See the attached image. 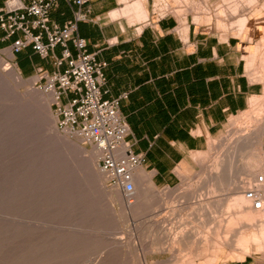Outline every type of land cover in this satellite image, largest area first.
I'll use <instances>...</instances> for the list:
<instances>
[{
    "label": "rangeland",
    "instance_id": "obj_1",
    "mask_svg": "<svg viewBox=\"0 0 264 264\" xmlns=\"http://www.w3.org/2000/svg\"><path fill=\"white\" fill-rule=\"evenodd\" d=\"M255 2L155 0V8L179 18L192 14L198 19L213 14L219 20V27L242 33L248 26L238 30V19L246 15ZM234 9L239 12L232 15ZM261 40L260 56L256 59L253 55L254 62H250L249 71L247 68L253 82L263 85L262 94L257 96L264 92V80L260 77L264 76V38ZM6 49L11 51L9 47ZM7 54L8 51H0V68L3 62L18 68L15 57L10 59ZM22 76L25 82L20 84L6 75L10 84H19L15 85L14 91L0 86V264H165L171 260L175 264H187L182 260L189 259L194 247L205 236H214L227 209L203 210L194 203L195 198L207 196V201L214 195L212 177L217 171L216 164L222 163L228 147L227 151L231 150L225 136L233 139L235 130L244 121L249 123L256 119L253 109L249 106L246 111L231 117L232 120L210 139L205 150L192 152L188 164L177 168L179 180L174 185L156 186L139 174L136 194L147 190L148 200L134 206L123 194L115 193L107 180L101 181L105 191L98 186V181L93 182L82 161L94 148L84 145L77 136L60 130L52 101H47L48 107L46 100L41 99L46 91L34 84V77ZM248 112L251 115L248 116ZM54 124L64 140L58 139L56 133L54 135L51 129ZM252 150L258 152L255 148L248 149V153L244 150V160L241 154L235 161V168L241 166L243 169L238 181L243 178L244 181L250 178L253 182L260 181L258 174L264 160ZM249 155L258 159L260 163L256 164L261 166H254ZM248 165H253V169ZM97 166L101 170L99 160ZM219 193H228V190L216 192ZM183 237L185 240H181ZM234 247L222 248L220 261L245 254L242 248L234 250ZM261 248L262 251L250 255L258 262H264V242ZM170 249L174 254L168 251ZM228 250L236 253L234 257L225 258ZM257 250L260 249L253 247L251 252ZM196 264H201V260Z\"/></svg>",
    "mask_w": 264,
    "mask_h": 264
},
{
    "label": "crops",
    "instance_id": "obj_2",
    "mask_svg": "<svg viewBox=\"0 0 264 264\" xmlns=\"http://www.w3.org/2000/svg\"><path fill=\"white\" fill-rule=\"evenodd\" d=\"M139 1L147 18L136 13ZM87 8L89 18L79 22L78 34L87 40L89 52L108 63L107 97L127 94L120 104L130 127L127 140L145 157L136 181L143 170L156 186L174 185L177 168L188 164L191 153L205 150L231 117L262 94V83L253 82L247 68L261 53L264 0L245 12L249 25L242 33L219 27L213 14L196 19L161 13L155 0H90ZM75 10L71 0H60L51 20L62 26ZM11 41H0V46ZM14 56L23 75L32 77L37 66L53 69L52 60L31 47ZM262 250L216 264H264L250 256Z\"/></svg>",
    "mask_w": 264,
    "mask_h": 264
},
{
    "label": "built area",
    "instance_id": "obj_3",
    "mask_svg": "<svg viewBox=\"0 0 264 264\" xmlns=\"http://www.w3.org/2000/svg\"><path fill=\"white\" fill-rule=\"evenodd\" d=\"M60 0H4L0 7V41L15 55L31 47L41 58L52 60V70L37 66L32 76L41 90L53 96L52 108L60 130L77 136L99 154V166L108 186L128 201L136 195V170L145 162L127 140L129 123L120 112L123 97L109 98L106 89L108 63L89 52L88 42L78 34L80 21L89 18L90 0H71L74 18L60 26L51 11ZM0 49V51L4 48ZM255 210L264 211V179L246 188Z\"/></svg>",
    "mask_w": 264,
    "mask_h": 264
},
{
    "label": "bare ground",
    "instance_id": "obj_4",
    "mask_svg": "<svg viewBox=\"0 0 264 264\" xmlns=\"http://www.w3.org/2000/svg\"><path fill=\"white\" fill-rule=\"evenodd\" d=\"M251 1H253V0H251ZM138 3H139V5H137V12L136 13L141 18H147V12L145 10V7H144L142 1L141 2L139 1ZM238 12H237V9H234L232 12V15L237 14ZM207 16L209 17L208 19H210V15H207ZM248 25H249V17L247 14L246 15L244 14L243 16H241L238 19V24H237V26L239 27L238 30H243ZM2 50H3V52L8 51L7 56L9 57V55H10V57H9L10 59L15 57L14 54L11 51H9L8 49L4 48ZM10 64L11 63H9V62L8 63L3 62L2 63V69L0 68V83H3V84H0V86L4 85L3 87L7 88V90L8 89L13 90L15 88V85H19V84H10L6 75L10 76L14 83L18 82L21 84V82H23V83L25 82V78L22 76L19 69L15 66H10ZM0 66H1V64H0ZM254 76H256V75H254ZM32 77H34L33 80L35 81L36 77L35 76H32ZM260 77H262L264 80V76H260ZM256 79H258V78H256ZM37 91L39 92V90H37ZM43 91H45V90H43ZM39 93H42V91ZM42 94H43V96L41 97V99L43 98L42 101L46 100V102H45L46 106H48V104H47L48 102H51V101L53 102V96L50 93L44 92ZM39 99H40V97H38V101H39ZM249 106H250V108L253 109L252 114L254 116V113H255L256 119H252V122L250 121L251 124H249L250 122L245 123L247 120L244 121V124H242L241 126H239L238 129L235 130V135L233 136V139H232V137L230 138L229 136H227V137L225 136L226 141L230 143L231 150L227 151L229 149V147H228V149L226 148L227 150L225 152H227V153L224 152L225 154H223L222 163L220 165H218L220 167H218L217 164H216L217 168L214 166V168L217 169V171L215 173H213V177H212L213 180L215 181V184H214L215 188L213 191L214 195L212 194L213 196L210 197L207 201L205 200V199H207V196H206V198H203L200 195L199 198L198 197L195 198V202H194L197 205H200L201 207H203V210L205 208L207 210H210V208H216V209L220 210L223 207L224 208L226 207L227 209L225 211V217L223 220H221L219 228H217L216 231L214 232V236L213 237L210 235L205 236L204 239L201 242H199L196 245V247H194L193 251L190 253L191 256L189 257V259L187 261H186V259L182 260V262H184V263L188 262L187 264H196V262L200 259L201 264H216L221 260L220 257H222V255H223V253L221 252V249L224 248L225 246L226 247L230 246V248H231V246H232V248L235 246L234 248H236V249H234V250H239V249L241 250V248H242L245 251V253H248V254L251 252V249L253 247H256L259 249H261V247H262V243L264 242V211L253 209L250 205V201L246 197V192H245L246 188H248L251 184H253L255 182L251 181L250 180L251 178L249 179L250 181L249 180L247 181L246 179L244 181V178L242 180L238 181L240 174L243 172V169L240 168L241 166L240 167L237 166L235 168L234 164H235V161H237L236 159L238 158V155L240 157L244 150L247 152L248 149H252V148L258 149V152L257 151L255 152L254 150H252V151L255 153H258L264 160V92H263V95H261V96H253L250 99ZM46 109H47V107H46ZM39 110H40V108H39ZM47 110H48V112H50L49 109H47ZM249 112H248V114L246 113L248 116L251 115ZM230 120H232V119H230ZM233 125H235V124H233ZM51 129H52L54 135L56 133V136H58V139H60V140L65 139L64 136L57 133L58 130H57L55 124L52 126ZM67 139H68V136H67ZM227 142H226V144H227ZM77 148H79V147H77ZM74 149H76V148H74ZM80 150L82 151V149H80ZM78 153H79V151H78ZM249 153H251V150ZM84 154H85V151H84ZM243 154L241 157L242 159L245 158V156L243 157ZM246 155H248V154H246ZM86 156L87 157L84 158L82 161L83 167L87 170L89 175L93 178V182L96 183V181H98L97 182L98 186H100V188L102 190L104 189V191H105V186L101 181H102V179H104V180H107V179H106L105 174L101 170H99V168L97 166V162L99 160V154H98L97 150L94 148L89 155L86 153ZM250 156L251 155H249V157ZM253 156H255L254 153H253ZM257 158H258V156H257ZM251 160H252L251 163L254 166L255 165L258 166L259 164H256V163H260V161L256 158L252 157ZM245 161H246V159H245ZM262 163H263L262 166H261V164L259 165V167L261 166V172L259 171L260 173L258 174L260 181L264 179V161ZM253 165H252V167H253ZM244 167L246 168L247 166H244ZM249 167L251 169H253L251 167V165H248V168ZM248 168H246L247 171H248ZM254 168H256V167H254ZM246 169H244V171H246ZM211 170H213V168ZM250 171H252V170H250ZM140 174L142 175V177L146 178L147 182L150 183L151 179H150L149 175L144 173L143 170H142V172H140ZM137 181L139 182V180H137ZM143 183H144V181H143ZM145 188H146V186H145ZM146 189H148V187ZM114 190H115V193L117 191L119 193V195L122 194L119 190H116V189H114ZM227 190H228V193L216 194V192H219V191L220 192L221 191L226 192ZM136 191H137V188H136ZM141 193L142 194L137 193L135 195V200H133L132 202L128 201L126 198L125 199L128 202H131V204L134 206L137 204L146 202V200H148L147 190L144 191V193L143 192H141ZM210 196H211V194H210ZM121 200L125 202L123 197ZM190 200H192V199H190ZM172 211H173V208H172ZM175 212H176V210H175ZM209 212H211V211H209ZM224 228H225V230H224ZM249 231H252V232L249 234ZM181 240H185L184 237ZM177 243H179V242H177ZM168 251H172V253L174 254L173 249H170ZM165 252H167V251H165ZM234 254H236V253L234 252ZM234 254H232V252L230 250H228L225 252L224 255H225V258L228 259L231 256L234 257ZM13 259H14V257H13ZM179 260H181V259H179ZM17 264H18V262H17ZM165 264H175V263H173V261L171 260Z\"/></svg>",
    "mask_w": 264,
    "mask_h": 264
}]
</instances>
